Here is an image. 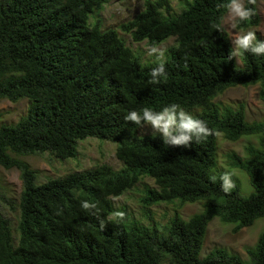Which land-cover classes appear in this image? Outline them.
Returning <instances> with one entry per match:
<instances>
[{
    "label": "trees",
    "instance_id": "1",
    "mask_svg": "<svg viewBox=\"0 0 264 264\" xmlns=\"http://www.w3.org/2000/svg\"><path fill=\"white\" fill-rule=\"evenodd\" d=\"M106 1L0 0V101L30 103L16 123L0 126V166L18 169L23 183L16 240L0 192V264H264V231L247 249L248 261L223 247L201 257L215 217L234 223L235 233L264 217V116L249 121L244 105L221 109L214 102L229 88L258 85L264 103V57L248 55L242 65L228 60L227 31L211 28L225 15L224 0H186L177 15L172 0H145L122 30L151 47L176 38L167 80L150 84L157 63L141 65L117 30L90 24L94 9ZM259 1L251 5L256 14L246 29L261 22ZM168 103L202 107L198 118L218 134L184 149L164 145L158 134L137 136L124 120L129 110ZM219 134L233 142L258 136V146L246 147L247 158L229 155L231 165L249 174L253 194L238 187L225 194L219 181H209ZM90 136L116 141V156L127 166L101 164L39 182L38 170L21 157H74L79 140ZM144 176L157 184L145 190L144 205L178 201L183 207L204 200L203 210L187 219L178 213L160 228L128 223L125 213L122 221L113 217L111 197ZM81 200L97 209L83 210Z\"/></svg>",
    "mask_w": 264,
    "mask_h": 264
},
{
    "label": "rangeland",
    "instance_id": "2",
    "mask_svg": "<svg viewBox=\"0 0 264 264\" xmlns=\"http://www.w3.org/2000/svg\"><path fill=\"white\" fill-rule=\"evenodd\" d=\"M186 0H172L173 15L179 14L185 7ZM145 8V0H107L106 3L98 8L96 7L90 16V24L100 22L102 30L115 29L120 37L129 46L141 65L156 64L155 57L149 55L151 47L147 40L136 42L130 32L122 30L124 23L131 21ZM261 22L259 26L252 27L250 30L256 32L257 37L264 40V0L258 3ZM230 40L239 34L238 31L226 27ZM232 43V42H231ZM176 44L175 37H169L160 45L156 46L166 52V58L171 57L169 49ZM239 63V62H238ZM242 65L241 63H239ZM215 104L221 109L232 106L234 108L244 105L247 120H260L264 116V103L259 96V86H237L226 90L217 96ZM29 101L27 99L18 102H11L7 99L0 101V126L3 124H14L22 116L26 115ZM186 110L192 112L195 116L203 114L202 107H194ZM134 134L137 136L154 135L150 127L135 128ZM156 135V134H155ZM258 136H244L238 141H229L223 134L218 136L217 163L213 168V174L217 176L223 171L235 173L236 187L240 192L249 196L255 192L249 174L245 169L235 167L230 164L229 155L236 153L244 158L248 157L246 147L249 144L258 146ZM119 144L116 141L100 139L90 136L78 142V154L70 158H58L50 153H38L33 155L21 156L28 161L33 168L38 170L39 182H46L49 178L65 176L75 171H86L101 164H108L114 169L126 167V163L118 159L116 149ZM150 187H156L155 180L151 177H141L140 181L132 188L119 197H111L116 212L127 214L128 223L137 224L146 228L157 225L162 227L169 223L176 214H180L187 219L196 212L204 208V200L189 202L180 207L179 202L158 203L152 206H146L141 202L145 190ZM23 183L18 169L6 170L0 166V192L3 196L2 211L11 221L14 230L15 240L17 239V225L19 222V201ZM234 223L226 222L220 217H215L209 224L204 248L201 257H205L214 248L223 247L231 253H236L244 260L248 261L247 249L253 247L259 235L264 231V217L259 218L249 227L243 228L240 232L232 231Z\"/></svg>",
    "mask_w": 264,
    "mask_h": 264
},
{
    "label": "clouds",
    "instance_id": "3",
    "mask_svg": "<svg viewBox=\"0 0 264 264\" xmlns=\"http://www.w3.org/2000/svg\"><path fill=\"white\" fill-rule=\"evenodd\" d=\"M253 3L254 0H247V2L245 0H224L222 8L225 15L219 17L211 25L212 29L221 34H226V27L239 32L234 39H231L232 48L227 57L228 60L236 58L237 62L243 64L244 58L248 55L264 57V40L258 39L256 32L245 27L256 14L251 6ZM148 51L157 62V66L151 69L149 83L159 84L166 81L168 78L166 52L156 46L150 47ZM124 120L132 122L136 128L150 127L153 134H158L166 146H179L184 149L199 145L210 135L218 134L213 132L204 120L186 110L179 103H168L158 109L151 107L132 109L126 113ZM234 177L235 173L223 171L218 176L210 174L208 179L213 184L219 181L221 191L228 194L236 187ZM80 207L85 211H91L97 209V204L81 200ZM115 216L120 221L125 218L123 212H116ZM99 227L101 231L104 230V221H100Z\"/></svg>",
    "mask_w": 264,
    "mask_h": 264
}]
</instances>
